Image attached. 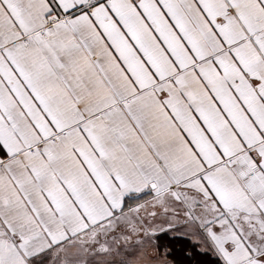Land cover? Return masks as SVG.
Returning a JSON list of instances; mask_svg holds the SVG:
<instances>
[{"label":"snow or ice","instance_id":"obj_1","mask_svg":"<svg viewBox=\"0 0 264 264\" xmlns=\"http://www.w3.org/2000/svg\"><path fill=\"white\" fill-rule=\"evenodd\" d=\"M0 264H264V0H0Z\"/></svg>","mask_w":264,"mask_h":264}]
</instances>
